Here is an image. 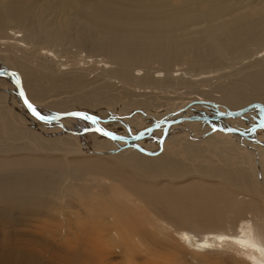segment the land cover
Wrapping results in <instances>:
<instances>
[{"label":"bare ground","instance_id":"1","mask_svg":"<svg viewBox=\"0 0 264 264\" xmlns=\"http://www.w3.org/2000/svg\"><path fill=\"white\" fill-rule=\"evenodd\" d=\"M0 69L9 70L0 74V85H16L13 97L22 101L32 122L67 130L68 118L80 117L87 125L79 132L89 133L94 148L116 143L136 148L109 156L125 168L98 156L37 155L32 152L61 150V140L70 138L33 133L0 106V264H264V173L257 181L252 165V172L213 170L208 166L218 163L213 153L220 158L227 153L214 148L216 136L197 141L195 135L186 140L172 133L175 124L191 135L204 123L202 131L234 134L246 145L251 132L264 128V0H0ZM17 81L41 116L68 114L55 121L37 119ZM203 85L209 88L203 91ZM117 86L161 92L186 88L206 93L207 99L166 109L168 116L143 132L102 110L72 106H98L116 96L106 92ZM61 92L69 100L48 102L59 109L55 115L43 114L34 104ZM163 99L171 102L169 95ZM216 101L229 108L222 112ZM80 112L87 114L71 115ZM248 113L258 117L253 126H231L232 118ZM5 123L8 131L2 129ZM146 135L154 140L152 151L141 143ZM12 137L32 143H7ZM197 147L198 154L191 153ZM197 156L203 162H196ZM129 167L136 173L127 172ZM213 176L231 178L232 186ZM145 177L169 181L151 184ZM26 235L41 244L20 242Z\"/></svg>","mask_w":264,"mask_h":264},{"label":"rangeland","instance_id":"2","mask_svg":"<svg viewBox=\"0 0 264 264\" xmlns=\"http://www.w3.org/2000/svg\"><path fill=\"white\" fill-rule=\"evenodd\" d=\"M184 67H185V65H181V66L180 65H175L174 69H183ZM227 69L231 70L232 68L228 67ZM179 72H180V70L177 71V73H179ZM174 73H176V72H174ZM215 73L216 72H211L208 75H210V74L214 75ZM209 78H210L211 84H215L216 79L215 78H211V76H209ZM13 86H14V88H12L10 85H4V86L0 85V93L3 94V100L0 101V106L6 107V108H8V110L9 109L11 110V111H9V118L11 120L15 121L16 123L21 121L20 123H22V125L25 124V126L29 130H32L33 133H38V134L40 133L41 136H43V135H45V136L47 135V136H50V137H52V136L55 137L56 136L58 138H61V136H62L63 138L64 137H66L67 139L70 138L69 140H65V141L61 140L62 141V142H60V146L62 147V148H60L61 150H59V148H55V149H50L49 151L45 150V152H43V150H41V152L37 151V152H32V153L37 154V155H46L47 154V156H50V157H59L60 156L62 159H63V155L66 154L65 155L66 157L64 156V159H67V160L76 159V158L78 159L79 157L82 159V158H87V157H91V156H98L100 158L103 157L102 159H105V160H106V158H108V160H109L108 162L109 163H112L113 165L121 167V168H125L120 163V161H118V160H116V159H114L112 157H109V156L121 154L123 152H127V153L133 152L134 149H136V148H134V147H132L130 145L129 146H121V145H118L117 143L116 144H110V147H107V148H94L92 146V144H91L92 141H91L90 136L88 135L89 133L85 132L82 135L80 133L81 131H83V129L86 128V125H87V122L84 121L83 119H80V117H74V118H72V117L70 118L69 117L68 120L70 122L72 121L71 123H73V124L68 123V125L66 127L67 130L59 128V126H57V125H54V126H52V125H43V124L41 125V124L32 122V120H30L29 116L26 114L23 105L21 104L22 101L19 99L20 102L18 103L17 99H15L16 97H13V96H15L16 92L18 93V89H17L16 85L13 84ZM88 88H90V87H88ZM151 88L150 87H146L144 89L143 86H141V87L132 86L130 88H121V87L117 86L116 89L106 92V96H110L111 94L116 95V96L114 98H106L103 102H100L101 104H98V106L96 105L98 108L95 105H92V106L80 105V107H79L78 104H77L78 106H76V104H73L72 106L74 108H80V109H84V110H91V111H93L95 113L96 112L98 113V111L102 110L106 114L115 116L117 118L124 119L129 125L131 124V126L134 128L135 132H138V131H142L143 132V130H145L148 126H151V125H154L155 123H158L159 121L164 119V117L166 118V116H168V114H165V113H167L166 109L168 111H175V110L177 111L183 105H185L184 107H188V105L191 104V100H193V99H200V101H203L204 99H207L206 93H204V92H202V93H200V92H196V93L195 92H188L186 90V88H181V89H179L178 91H175V92H172V91L161 92L158 89H154V88L151 89ZM208 88L209 87L206 86V85L201 86V90H203V91L207 90ZM85 90L83 89V91H85ZM128 91H132L133 93H135V95L126 96V93ZM140 91H147L148 92L147 93L148 96L138 95V93ZM52 94L53 93H51L49 95H52ZM168 95L171 98L170 99L171 102L165 101L163 99L164 96H168ZM151 96L152 97L154 96L153 97L154 101L157 102V103L159 102L160 106L158 105V107H155V105H153V103H152L153 99L151 98ZM148 97H149L148 102L150 104L146 101V105H145V101L144 100L145 99L147 100ZM97 98H103V96L101 97V95H98ZM55 99H57V100L58 99L69 100V95H68V93L61 92V94H59L57 97L54 96V97L46 98L43 103H42V101L41 102L40 101L39 102L38 101L37 102L33 101V102L36 105V107L39 108V110L42 111L43 114L51 116V115H55L59 111V109H57V108L48 106V102L51 101V100H55ZM116 99H118L119 101L116 100ZM150 99H151V101H150ZM160 101L161 102L164 101V102H162L163 104ZM106 102H109V104H105ZM167 102H168V104H167ZM216 102L219 104L218 107L221 109L222 112H225L226 107L229 108V106L226 105V104L220 103L218 101H216ZM128 104H129V106H128ZM142 104H144V105H142ZM99 106H100V109H99ZM73 107H71V108H73ZM137 107L138 108H142L144 110V112L147 114V116L144 117L143 115H140V113L137 114L138 113V110H136ZM98 114H100V113H98ZM251 114L252 113H248L247 115H245V116H247V119L245 118V116L242 117V118L241 117L232 118L231 119L232 121L230 122L231 126H233L235 128H239V129H248L249 127L253 126L254 123L258 120V117L255 114H252V115ZM72 119H74V120H72ZM241 120L243 122H241ZM200 123H202V122H200ZM203 124L204 123H202V126L200 125L199 129L196 128V130H193V134H191V135H188V134L186 135L185 134L186 127L184 128V127L180 126V128H179L177 126V124H175V126H174L175 128H173L172 133L174 132L175 136H179V137H182L184 139L186 137V140L187 139L188 140L195 139V138H193L194 135H195L197 141L198 140H202V138L203 139L207 138V136H216L215 140H217V141H213L214 143L212 142V144H215L214 148L218 152H220V151L222 152V150L226 149L227 150V153H226L227 155L225 154V151L222 152V153L220 152L221 154H225L226 155V156L222 155V157L220 158L217 154L213 153V158L216 159L218 161V163L210 164V165H208L209 167H211L213 170H216L217 168H223V169L232 170L234 167H238V168H240V167L242 168L243 167L244 169H247L249 172H252L253 171L252 167H254L255 174H256V176H255L256 180L258 181V179H261L260 176H262V172L264 173V152H263L264 151V128H257V129H255V131L251 132V133L254 134V137L250 140V142L247 141L246 142L247 144L245 145V144H242L234 136V134L223 133V132L218 131V130H213L212 128H210V129H208L206 131H202V128L203 127L205 128V126H206L205 124L203 126ZM72 125H73V127H72ZM160 126H157L155 129H157ZM218 126L219 125H217V127ZM41 127H42V130H41ZM118 127L119 126H114V127L113 126L112 127L108 126V129H112L116 133L120 132V134H123L124 131L122 130V128L121 127L118 128ZM7 128H8V124L7 123L2 124V129L7 130ZM54 128H57V129H54ZM164 129L165 128H163V131H164ZM72 131H74V132H72ZM87 131H89V130H87ZM83 135L86 137V139H85L86 141L82 138ZM72 137H74L76 139L78 138V140H77L78 142L76 141V139L71 140ZM142 138H144V139L142 140ZM142 138L140 140H142L141 143H143L144 147L147 148L148 151H152L151 148L153 147V142H154V140L152 139V136L151 135H146L145 137H142ZM81 140H82V142H81ZM25 141H28L29 143H32L31 139H24V138L15 139V138L12 137L11 139H7L6 140L7 143L13 142L14 145H18V144L23 143ZM71 141H72V143H70ZM137 141H139V140H137ZM218 142H221V143H218ZM161 145L162 144L160 143V146ZM248 146H250V147H248ZM33 147L35 149H38L37 143L33 142ZM238 147H240V148H238ZM257 147H259V148L257 149ZM65 148L68 149L69 152L70 151L71 152L68 153V154L65 153L66 152ZM232 148H235V149H237L239 151L240 154H238V155H241V157H242L241 160H237V158H235L236 156L233 155V153L236 154L235 153L236 151L231 152ZM218 149H220V150H218ZM198 150H200V148L197 147L196 149L191 150V153L198 154ZM229 150H230V152H228ZM256 151H259L260 155ZM228 155H229V157H228ZM74 156H75V158H74ZM223 158L224 159L229 158V161H225L224 162V160H222ZM195 160H196V162L197 161L198 162H203V159L201 157H199V156H197ZM251 165H252V167H251ZM126 171L127 172H135L136 173V170L133 167L127 168ZM257 175H259V177H257ZM140 177H141V175H140ZM201 177L205 178V179L207 178L206 176H203V175ZM143 179L146 182H148V183L159 184V185H162V183L164 181L166 183H168V181H169L168 178H166V177H164L163 179H157V180L156 179H152V178H146V177L143 178ZM212 179L214 181L220 182V183H225L226 181H228L227 185L232 186V179L231 178L226 180L225 178H222L220 176H213ZM239 192H241V191L239 190ZM23 229L26 230L24 233L29 234L28 233L29 231H27L29 228L27 226H23ZM33 236L34 235H26L24 237V241H23V239H19V241L20 242H25L30 247H34V245L36 246L37 244H41V240L36 239ZM43 242L45 244H47L46 241H43ZM42 260H43L42 262H45L46 255H45V257Z\"/></svg>","mask_w":264,"mask_h":264},{"label":"water","instance_id":"3","mask_svg":"<svg viewBox=\"0 0 264 264\" xmlns=\"http://www.w3.org/2000/svg\"><path fill=\"white\" fill-rule=\"evenodd\" d=\"M5 73H9V70H7V69H0V74H5ZM17 86H18L19 90L21 91V96H22V99H23V102H24L26 108L31 113V115H33L34 117H36L37 119H39L36 115L33 114L32 108H29L28 105L30 103L27 100V98L25 97V95L23 93V89H22L21 83L19 81H17ZM80 113H83L85 115L87 114L85 112H80ZM67 114L68 113H59V115H57L55 117H50V118L44 117L45 119H39V120H41V121H55L56 119H59V118L63 117L64 115H67ZM263 118H264V116H263ZM263 123H264V121H263ZM116 138L117 139H121V140L125 139L124 137H121V136L120 137L117 136Z\"/></svg>","mask_w":264,"mask_h":264},{"label":"snow or ice","instance_id":"4","mask_svg":"<svg viewBox=\"0 0 264 264\" xmlns=\"http://www.w3.org/2000/svg\"><path fill=\"white\" fill-rule=\"evenodd\" d=\"M29 108H32L33 114L36 115L39 119H45L43 116H41L38 112H36L35 108H33V106L31 104L28 105ZM71 115H76V116H82L83 114L81 113H72ZM86 119H92L93 122H95V118L94 117H85ZM262 127H264V125H261ZM98 131L103 132V129H97ZM105 135H110L109 133L104 132Z\"/></svg>","mask_w":264,"mask_h":264}]
</instances>
